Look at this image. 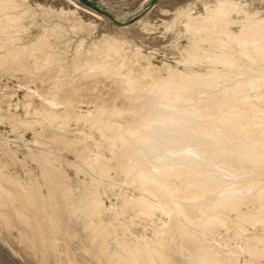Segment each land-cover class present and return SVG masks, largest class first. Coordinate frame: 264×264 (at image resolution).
I'll return each instance as SVG.
<instances>
[{
    "label": "bare ground",
    "instance_id": "6f19581e",
    "mask_svg": "<svg viewBox=\"0 0 264 264\" xmlns=\"http://www.w3.org/2000/svg\"><path fill=\"white\" fill-rule=\"evenodd\" d=\"M24 2L0 0V71L21 72L35 84L27 86L22 116L47 121L53 141L64 139L69 146L91 141V147L76 149V157L100 178L112 179L113 171L118 183L136 193L120 189L114 195L121 196L119 206H106L97 185L74 194L59 161L28 147L44 183L22 180L0 161V242L36 264H81L78 250L88 252L95 241L98 264H264V15L239 0L203 3L197 13L180 10L189 42L177 63L188 66L167 65L165 75L138 47L129 50L108 39L83 54L80 43L68 83L63 88L54 76L47 88L38 70L54 64L59 72L53 74L62 76L59 52L66 45L57 43L58 25L33 29ZM66 20L73 29L80 26L71 12ZM202 64L203 71L189 67ZM83 97L93 108L77 111ZM72 120L82 121L103 142L79 125L65 140L58 131ZM11 149L1 140V154L13 160ZM127 209L132 221L151 220L152 237L127 230L130 223L119 220ZM257 224L260 231L246 234ZM118 227L123 233L113 234L110 250L106 237ZM219 228L225 237L217 235ZM243 252L249 258L241 262Z\"/></svg>",
    "mask_w": 264,
    "mask_h": 264
},
{
    "label": "rangeland",
    "instance_id": "374dc122",
    "mask_svg": "<svg viewBox=\"0 0 264 264\" xmlns=\"http://www.w3.org/2000/svg\"><path fill=\"white\" fill-rule=\"evenodd\" d=\"M24 1V5H26L28 7V10L32 12V17L29 20V23H31L34 30H49L52 29L55 25L60 26L59 28L61 29V37L58 39L57 43L59 45L65 44L66 47L64 49H67L66 51L63 49L61 53L59 52L60 58H63L62 63H64L63 65H65V69L63 68L62 71L65 72H61L63 77L58 73V68L54 64L49 65V67H44L42 70H38V72L42 76V78L40 77L42 82H47V88H50V86L52 87V83L55 77H58L61 81L60 82L58 80V84H64V88L65 84H67L70 80V77H72L73 72L71 65L73 52L76 49L77 45H79L80 43L81 52L83 54H86L88 50L93 51V47L95 45L104 47L108 39L112 40L113 42H118L120 44L126 45L127 49L129 50H133L138 47L141 52L149 58V60L156 68V71L159 72L161 75H165L167 71V65L171 68H178L180 70L186 68L188 65L184 66L181 63H177V61L181 59V49L186 46L189 42V34L185 31L183 24L181 25L182 18L178 17V12L185 8H192V11H194V13L202 12L201 7H203V3L211 4L214 0ZM239 1L243 4L245 2V7L247 9L251 11L257 10L260 12V14L264 15V0ZM67 12H71L73 16L79 19L80 26L74 29L70 27L68 21L66 20ZM52 50L56 52L59 51V48H54ZM189 67L198 71H203L205 68V64L192 65ZM56 70L58 72L56 74H53L56 72ZM13 72L8 73V76L5 71H0V89L2 91L0 93V142L2 140V142L7 143L10 149L12 148V152L14 151L13 160H11L6 154L4 155L3 152L1 154L0 151V161L4 163L6 169L9 167L7 169L8 171H10L14 176H18L22 180H28L29 178H31L32 180L37 181L39 183H44L40 174V168L28 154L29 147L34 152L44 150L45 152H48V155L51 158L57 159L59 161L64 174L68 177L69 182L72 184L74 194H83L85 193L86 189H93V187L97 185V187L100 188L101 197H103L102 200L104 199L103 202L106 206H109L110 204L114 206H119L121 196L116 197L114 195L115 193L119 194L120 189H122V192L128 196L136 193L134 189H131L132 187L127 188L122 183H118V181H120V176L116 175L113 171H111L112 179L100 178V176L96 172L92 171L90 167H87L86 164H84L78 157H76V149H83L85 145L91 147L93 144L91 141L88 140L86 141V143H84V141H81L77 145L73 146L65 144L63 142L64 139H61L58 142L53 141L51 138L52 130L47 121L40 118V116H38V118L36 115L35 117H33V114H25L22 116V114L24 113L23 104L27 103V101L29 100L25 96V94L28 92L27 86H29V88L31 89H34L35 84L28 82L27 78H25L21 72ZM82 100H84V102L81 103L82 105H79L80 103L77 105V111H84L88 108H93V103H89V99L87 97H83ZM34 105L37 107L40 106L39 101H37ZM30 110L32 111L31 108ZM22 119H26L27 121L38 122L33 123L32 125H27L19 122ZM74 123L75 121L72 120V122L70 121L64 129L60 130L63 132L58 131L59 134L66 136L64 137L65 140H69L74 137L73 133L77 129L76 126L79 125L78 128L83 129L86 133L90 132L96 140L103 142L102 140H100L98 133L94 130H87L88 126H86L82 121H79L77 124ZM41 127L43 128L42 130ZM48 127L49 129H47ZM31 128H35L37 131H42V135L44 138L42 137V135H34ZM69 133L72 135H70ZM35 140L44 142L45 147H40V145H38ZM108 182L112 183L113 186L108 185ZM43 190L44 192H46L45 188ZM104 190H107V192ZM245 207L247 206L242 205V209L245 210ZM229 214L230 216H233V213ZM132 215L133 211H131V209H127L124 215H121V217H119V220L124 222L127 226L130 223V226H128L127 230L132 231V233L136 235H141L140 232L142 231L143 235L147 237H152L153 230L151 220L146 217H134L132 221L130 220V216ZM156 217H153V219L156 220ZM108 219L111 218L108 216L106 217V220ZM145 219L147 221H144ZM156 222L159 221L156 220ZM138 225L141 227H139ZM259 225L260 224L255 225V229L253 227H250V230H248L246 234L254 232L257 233V231H260L261 225ZM110 230V234L107 235L106 241L109 249L113 250L115 248V243L112 239L114 236L113 234L118 233L119 235H121L123 232L119 227L115 231H113V229ZM119 231L121 232L119 233ZM224 231V228H219V230H217V235L221 234L222 237H225ZM11 233L13 237L17 236V231L15 229H11ZM125 235H128L127 232L125 233ZM77 242L79 243L80 241L77 240ZM98 245L99 241L93 242L88 248V252H86V250L79 249L78 252L82 256L81 260L83 262L88 261L90 264H98ZM93 252L95 255L93 254ZM89 254L91 255L89 256ZM26 255L27 254L25 253V256ZM248 258L249 256L245 252L239 255V261L241 262L244 259ZM262 261L264 262V259ZM0 264L36 263L29 257V255L24 257V260L15 256L5 245L0 242ZM60 264H62V262H60Z\"/></svg>",
    "mask_w": 264,
    "mask_h": 264
},
{
    "label": "snow or ice",
    "instance_id": "6c2138e0",
    "mask_svg": "<svg viewBox=\"0 0 264 264\" xmlns=\"http://www.w3.org/2000/svg\"><path fill=\"white\" fill-rule=\"evenodd\" d=\"M41 99H43V97H41Z\"/></svg>",
    "mask_w": 264,
    "mask_h": 264
}]
</instances>
